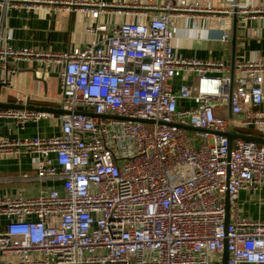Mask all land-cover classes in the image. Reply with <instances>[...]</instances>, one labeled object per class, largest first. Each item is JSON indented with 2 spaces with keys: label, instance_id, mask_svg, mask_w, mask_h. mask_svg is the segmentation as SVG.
<instances>
[{
  "label": "built area",
  "instance_id": "built-area-1",
  "mask_svg": "<svg viewBox=\"0 0 264 264\" xmlns=\"http://www.w3.org/2000/svg\"><path fill=\"white\" fill-rule=\"evenodd\" d=\"M232 2H148L145 22L120 23L99 41L103 4L0 0L80 9L93 24L81 48H0L1 59L55 66L58 106L68 112L57 116V135L0 138V157L36 155L22 181L52 184L31 198L0 195V264H219L224 246L226 264H264V220L241 219L236 203L241 190L264 194V144L233 139L228 148V69L180 58L171 45L174 18L209 14L224 26ZM220 41H229L227 31ZM180 76L194 82L173 91ZM230 114L235 133L264 138V56L234 63ZM46 117L0 109L20 128Z\"/></svg>",
  "mask_w": 264,
  "mask_h": 264
},
{
  "label": "crops",
  "instance_id": "crops-1",
  "mask_svg": "<svg viewBox=\"0 0 264 264\" xmlns=\"http://www.w3.org/2000/svg\"><path fill=\"white\" fill-rule=\"evenodd\" d=\"M92 8L103 4L96 23L103 24L105 30L96 35L99 41L109 36L110 31L123 22L146 21L141 6L159 0H86ZM194 1V0H186ZM217 8L222 0H196ZM133 4L136 6L133 7ZM237 13L234 24V63L252 61L264 56V0H236ZM143 13V14H141ZM93 24L80 9L64 11L58 8L26 10L18 5L0 6V48L18 50L33 48L42 52L56 53L73 47H84L92 39L87 30ZM175 36L171 45L176 56L183 59L222 62L229 72L231 17L224 26L215 24L209 14H183L172 20ZM228 32L229 41L222 43L220 36ZM58 69L42 61L12 60L0 58V105L32 106L34 108L59 109ZM219 75V74H218ZM192 76H180L170 82L173 91L180 85L193 84ZM185 105L186 103H181ZM38 121H29L20 128L15 120L0 118V138L22 140L35 136H52L59 133L56 114ZM36 155L20 154L0 157V195L22 197L36 196L39 189L52 186L46 182H24L20 174H34ZM55 188L60 189L55 185ZM237 211L241 219L264 220V194L241 190L237 194ZM1 224L4 220H0Z\"/></svg>",
  "mask_w": 264,
  "mask_h": 264
},
{
  "label": "water",
  "instance_id": "water-1",
  "mask_svg": "<svg viewBox=\"0 0 264 264\" xmlns=\"http://www.w3.org/2000/svg\"><path fill=\"white\" fill-rule=\"evenodd\" d=\"M237 8H236V0H233L232 5H231V21H232V32L230 35V63H229V74H228V79H229V88H228V103H227V111H226V120H227V130L223 134L228 141V148L230 147V143L233 139H240L245 142H255L257 144H264V138L262 137H255L251 135H244L241 133H235L231 126H230V120H231V114H230V95H231V89H232V82H233V61H234V24L236 21L237 17ZM0 109H14V110H27V111H34V112H42V113H54L56 115H65L68 112H65L61 109H49V108H34L32 106H18V105H0ZM87 116L92 117V114H85ZM227 203L225 202V219L224 223L225 225L227 224ZM227 260V252L225 249V246L223 248L221 258H220V263L219 264H226Z\"/></svg>",
  "mask_w": 264,
  "mask_h": 264
},
{
  "label": "rangeland",
  "instance_id": "rangeland-1",
  "mask_svg": "<svg viewBox=\"0 0 264 264\" xmlns=\"http://www.w3.org/2000/svg\"><path fill=\"white\" fill-rule=\"evenodd\" d=\"M239 131H241V132H246L247 130H239ZM248 133H250L251 135L257 134V133H255V132H252V131H248ZM261 136H263V137H264V135H261Z\"/></svg>",
  "mask_w": 264,
  "mask_h": 264
},
{
  "label": "trees",
  "instance_id": "trees-1",
  "mask_svg": "<svg viewBox=\"0 0 264 264\" xmlns=\"http://www.w3.org/2000/svg\"><path fill=\"white\" fill-rule=\"evenodd\" d=\"M242 133H244V134H249V133H247V132H242Z\"/></svg>",
  "mask_w": 264,
  "mask_h": 264
}]
</instances>
